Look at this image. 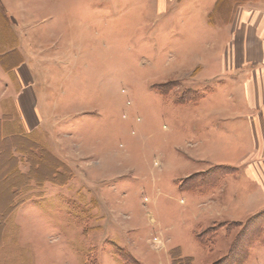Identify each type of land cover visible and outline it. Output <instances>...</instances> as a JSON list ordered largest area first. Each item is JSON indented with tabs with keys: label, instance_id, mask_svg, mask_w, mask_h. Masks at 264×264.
<instances>
[{
	"label": "rangeland",
	"instance_id": "rangeland-1",
	"mask_svg": "<svg viewBox=\"0 0 264 264\" xmlns=\"http://www.w3.org/2000/svg\"><path fill=\"white\" fill-rule=\"evenodd\" d=\"M6 2L41 122L0 138V264H264V152L222 63L264 0Z\"/></svg>",
	"mask_w": 264,
	"mask_h": 264
},
{
	"label": "crops",
	"instance_id": "crops-1",
	"mask_svg": "<svg viewBox=\"0 0 264 264\" xmlns=\"http://www.w3.org/2000/svg\"><path fill=\"white\" fill-rule=\"evenodd\" d=\"M17 16L6 0H0V135L29 134L41 122L35 75ZM225 29L233 54L222 62L224 72H229L224 78L227 85H235V94L242 100V116L254 118L250 144L254 155H259L264 152V7L237 5ZM257 181L264 195V180Z\"/></svg>",
	"mask_w": 264,
	"mask_h": 264
},
{
	"label": "trees",
	"instance_id": "trees-1",
	"mask_svg": "<svg viewBox=\"0 0 264 264\" xmlns=\"http://www.w3.org/2000/svg\"><path fill=\"white\" fill-rule=\"evenodd\" d=\"M232 19V13H231V15H230V19L228 20V22L230 21ZM1 136V139L3 140V141H5V140H7V138H10V137H12L13 138V141H22L21 139H23V140H25L26 141V143L28 142L29 144H30V138H28L26 135H22V134H14V135H0ZM14 143V142H13ZM19 143V142H18ZM24 143V142H23ZM23 145H25V147L23 146ZM22 146L24 147V148H26V149H24V148H21V147H19V148H17V146H16V148H15V151H13V150H9V149H5V151H10V153L8 152V157H9V155H10V157L14 160V161H16L17 162V166L16 165H14V166H12V169H13V172L11 173L12 175H14V176H16V177H18L19 178V180H21V179H23L24 177H26L27 178V180H26V183L24 184V185H26L27 186V184L29 183L28 181H30V177H29V175H28V173L26 174V173H22V172H20V170H19V167H18V164H19V159H18V157L15 155V152H20V153H26L27 151H28V146L24 143ZM30 149H32L33 148V146H32V144H30V147H29ZM7 154V153H6ZM6 157V156H5ZM31 163H32V161H31ZM4 171H2V172H0V178H1V176H2V173H3ZM14 173V174H13ZM8 175V174H7ZM6 175V176H7ZM35 179V181H38L36 178H34ZM33 179V180H34ZM7 192H9V194H8V196H9V207L11 208H13L14 207V204H15V198H16V196H18L19 195V193H20V191L22 190V185L20 184V183H14V181L12 180V181H9L7 184ZM8 215H7V213H6V211H3V210H1L0 211V224H5V218L7 217ZM205 234V232H201L200 234H198V236H197V238H199L200 240L202 239V237H203V235ZM189 258H183V257H181L180 255H174V259H173V264H188V262L187 261H189L188 260Z\"/></svg>",
	"mask_w": 264,
	"mask_h": 264
}]
</instances>
